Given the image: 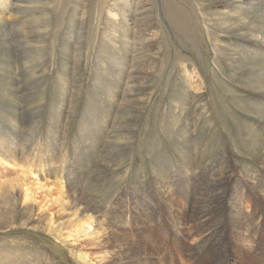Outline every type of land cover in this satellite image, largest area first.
I'll list each match as a JSON object with an SVG mask.
<instances>
[{
  "label": "rangeland",
  "instance_id": "1",
  "mask_svg": "<svg viewBox=\"0 0 264 264\" xmlns=\"http://www.w3.org/2000/svg\"><path fill=\"white\" fill-rule=\"evenodd\" d=\"M22 1L17 10L12 6L8 14L0 13V264H107L97 258L99 248L84 238L70 241L43 230L51 218L69 217L57 200V186L80 191L102 220L121 226L111 214L123 212L133 219L131 202L144 206L150 199L155 209L146 204L150 210H141L147 214L140 222L153 233L168 226L156 189L159 182L187 177V188H180L196 206L206 185L203 167L211 161L229 155L235 171L262 167L264 91L235 84L264 71L245 67L238 53L242 44H264V10L259 11L258 1L243 0L250 10L238 22L237 0H229L234 1L232 13L221 0ZM227 15L234 19L228 25L233 31L219 23ZM256 33L260 41L253 37ZM247 93L260 108L243 106ZM258 95L263 97L255 100ZM13 178L20 184L31 182L28 202L23 187L11 188ZM11 193L17 196L13 207ZM129 200L130 208H123ZM153 212L159 216L149 214ZM35 230L43 235H28Z\"/></svg>",
  "mask_w": 264,
  "mask_h": 264
},
{
  "label": "bare ground",
  "instance_id": "2",
  "mask_svg": "<svg viewBox=\"0 0 264 264\" xmlns=\"http://www.w3.org/2000/svg\"><path fill=\"white\" fill-rule=\"evenodd\" d=\"M21 1L22 0H0V13L4 14V15L6 13L8 14V12H9V10H10V8L12 6H15V8L17 10V5L16 4L21 2ZM256 1H258V3L260 4V10L259 11L264 10V0H256ZM31 2H32V0H31ZM126 2H127V0H126ZM233 2L230 3L229 0H221V4L226 5V7H223V9L226 10V8H230L229 12H231L232 11L231 10V8H232L231 6H232ZM237 2L240 5H238V7H237L235 5L236 4V1H235L234 6H236L235 7L236 9H234L235 10L234 11V14H235L234 15L235 16L234 19L236 20L237 17H239L238 20L241 19V21H243L242 16L244 15V12H246V9L250 10V8H246L245 9V7L242 6L243 3H245V1H243V0L242 1L237 0ZM261 2H263V3L261 4ZM203 5H204V3H203ZM23 7H24V5H23ZM21 8L22 7H20V9ZM43 8H44V6H43ZM67 10H66V12H67ZM12 13H13V11H12ZM10 17H13V16H10ZM0 18H2V17H0ZM234 19L232 18V16L230 17V16L227 15V17L225 16L222 19L220 18L221 21L219 23H220V25L222 26L223 29H225L224 27H227L226 30L228 32V31L232 30L230 28H233V27H229L228 25L233 26L232 22L234 21ZM0 21H2V20L0 19ZM9 21H7V23ZM245 21H244V23H245ZM16 22H18V21H16ZM236 22H238V21L236 20ZM10 23H12V22H10ZM98 23H99V21H98ZM238 25H240V24H238ZM236 26H237V24H236ZM5 27H6V25H5ZM35 31L37 32V30H35ZM236 32H237V30H236ZM3 33H5V31ZM243 33H245V32H243ZM255 35H256V39L261 36L260 34L256 33V34H254L253 37H255ZM214 38L216 39V37H214ZM3 39H4V36H3ZM258 40L260 41V38H258ZM80 41L81 40H79V42ZM117 41H119V40H117ZM261 41H263V40H261ZM79 42L77 41V43H79ZM111 44H112V42H111ZM216 44H220V46L223 48V50L225 52L229 51L228 48H226L225 46L221 45V42H219L218 39H216ZM213 46H215V45H213ZM220 46H218V49H217L218 52H220L222 50ZM242 47H243V50L238 51V53L242 57V60H243L242 62L245 63L244 66L245 67H251L252 69L253 68H256V69L257 68H261L262 70H264V44H260L259 42H256L255 44L245 43V44H242ZM77 51H78V49H77ZM12 53H13V51H12ZM226 55H228V53ZM248 56L249 57L251 56V58H249ZM233 58H234V56H233ZM15 60L17 62L18 59H15ZM68 63H69V61H68ZM75 65H77V64H75ZM14 66L16 67V65H14ZM237 66H239V65H237ZM244 66H242V68ZM245 67H244V69H245ZM77 68H79V67H77ZM236 71H239V70H236ZM75 72H73V74H75ZM261 72L262 73L260 74V76H258L256 78H248L247 80H244V81L243 80L242 81L235 80V84H237V86H240L242 89L247 90V91H249V90H254L255 92H256V90H263L264 91V71H261ZM0 73H2V72L0 71ZM187 75H188V73H187ZM11 76H12V74H11ZM128 77H130V76H128ZM187 78L189 79V76H187ZM72 79L74 80V78H72ZM78 80H80V79H78ZM131 87H133V86H131ZM155 87H157V86H155ZM245 97H248V98H246V100H244V103H245V104H243L244 107L246 105H250V107L248 109H251V110H253L255 108H260L259 105L257 106L255 104V102L253 100V96H250L248 94ZM262 97H260V95H258V98H256L255 100H260ZM110 108H112V107H110ZM62 111L63 110L61 108L58 111V113H60ZM71 112H73V111H71ZM204 113H206V109H205ZM106 115H108V114L106 113ZM70 116H72V115H70ZM105 118H106V116H105ZM209 118H211V117H209ZM59 119H60V117H59ZM208 122H209V120H208ZM107 123H105V124H107ZM65 126H67V125H65ZM52 127H53V125H52ZM63 129H65V128H63ZM3 131H5V130H3ZM103 131H104V129H103ZM57 132H59V131H57ZM261 133H262V137H264V129H263V131ZM118 135H119V133H118ZM55 136L57 137V135H55ZM188 136H190V135H188ZM58 137L61 138L60 136H58ZM58 137H57V139H58ZM184 138L185 137H183V139ZM187 138L188 137L186 136V139ZM33 139H34V137H33ZM256 144H258V143H256ZM188 145H190V144H188ZM192 145H191V147H192ZM3 147H1V148L4 149ZM17 148H18V146H17ZM42 148H44V147H42ZM19 149H22V148H19ZM58 149H60V148H58ZM22 151L23 150H21V152ZM7 152H9V151L7 150ZM67 152L68 151H66V153ZM16 153H17V151H16ZM60 154H61V152H60ZM15 155H17V154H15ZM25 155L27 156V154H25ZM67 155H66V157H67ZM21 156H24V154L21 155ZM63 156H61L62 158H60V159L63 160L64 159ZM29 158H28V160H29ZM10 159H12L11 156H10ZM20 159L17 160V161H20ZM33 160H34V158H33ZM232 160H233V158L231 156L225 155V156H222L220 159L211 161L210 163L206 164L205 167H203L204 168L203 169L204 175H202V176H203V179L206 180V185L201 190V193H200V196H199V199H198V202H197L198 206L197 205L194 206L191 201L190 202L187 201V195L185 194L186 192L184 193L182 188H180V187H186L187 186L185 184L186 178H187L186 176H185L186 177L185 181L177 179V181L159 182L156 185V187H157L156 189H157V191L159 193V199L161 201V205L163 206L162 209H163V211L166 210V212H167L166 213L164 211V213H166V215H167L168 226L166 228H164V227L161 228V226H160L159 230H156L155 232H153V230H151L153 233H150V232L144 230L143 227H145V226L142 225V223L140 222V219L143 218V217H146L145 214H147V213H145V211L141 212V210H143V209L150 210L148 208V206H146V204H150L151 203L150 199L146 200L144 202V206L141 203H138V202L137 203H135V202L133 203V201H132L131 202L132 205L130 204L131 205L130 207L133 206L134 208H130L129 207L130 200L127 202V204H128V205L126 204L127 206L123 205V208H125V209L126 208H130L128 213H130L131 215L134 216L133 219L131 217H128L126 214H123V212H121L120 214H118V213L111 214L112 217L120 220L119 223L123 224V226H121V225H118V224L115 225L112 222L104 221L106 218L104 220H102L103 217L100 218L101 217L100 213H99L100 211L95 208V206L93 205L92 202L87 200V197L84 194H82L80 191H77V190H76L77 192H73L74 190L72 192H70V190L69 189L66 190L63 185L57 186V187H59V189H58V196L57 195L56 196H57V200H58L59 204L63 207L62 209H64L67 212L69 211L68 212L69 217H66V218L59 217V219L57 221H54V219L51 218L47 224L45 223L46 226H44L43 230L55 235L56 237H64V236H66V239H69L70 241H72V240H80V239L84 238L83 241L87 240L91 245H94L97 248H99V250H98L99 254L97 255V258L101 259V261H103L104 259H107V264H264V158H263V161L261 162V166H262L261 168H255L253 170H246L245 168H241L240 171L239 170L235 171V169L233 168V161ZM64 161H67V159H65ZM30 162H32V161H30ZM22 163H24V161ZM24 164H26V163H24ZM7 165H9V163ZM49 166H53V165H49ZM42 167L43 166H41V168ZM45 167H47V166H45ZM153 168H155V167H153ZM21 169L23 170V168H21ZM16 170H17V168H16ZM68 170H69V168H68ZM23 172H25V169L23 170ZM70 172H67V173H70ZM190 172H191L190 174L193 176V179L195 181V178H194L195 173L193 175L194 171L191 170ZM179 173H180V171H179ZM234 174H236L238 176V179H236V182L233 179ZM68 176L71 177L70 175H68ZM60 178L62 179V176H60ZM13 179L14 180L10 179L12 181V182H10L11 183V188L14 187V189H16V186H18V188L19 187H23L24 188L23 190L25 191V193H24L25 194V202H28L31 199V187H29L31 182H26V181L23 180L24 182L23 183L21 182V184H20L17 179H15V178H13ZM56 182H57L56 184L59 183L58 180ZM204 184H205V181L203 182V185ZM37 186L39 188H45L44 184H37ZM72 186H76L75 183H73ZM66 187H67V185H66ZM47 190L49 191V194L51 195L52 189L50 188V189H47ZM48 191L46 193H48ZM83 191H84V189H83ZM193 193L197 197V193H199L197 186H195V188L193 189ZM11 194H12L11 195V201L13 203L12 204V207H13L14 203H16L17 196L15 195V193H11ZM177 198H178V201H175V199H177ZM66 201H70V207H69L70 210L67 207L69 205V203H67ZM146 202H149V203H146ZM16 206L17 205H15V207ZM151 206L153 207L152 211H154L155 207L153 205H151ZM15 207L13 209L14 211H15ZM66 214H64V215H66ZM149 214L154 215V214H158V213L153 212V213H149ZM151 215H150V217H148L149 220L150 219L151 220L154 219L153 216H151ZM24 216H26V215L24 214ZM158 216H159V214H158ZM29 217L33 218V216H29ZM29 217L26 218V220L27 219H31ZM136 218L139 221V225H136ZM45 220H44V222H45ZM33 221H35V220H33ZM114 221H115V219H114ZM40 224H41V222H40ZM94 226H95L96 229L94 228ZM17 227H16V229H17ZM42 227H43V225L41 227H39V228H41V230H42ZM26 229H28V228L26 227ZM95 230H96V232H95ZM31 234L33 235V237H36V236L38 237L39 235H43V233H41V231H37L36 232V230L28 233V235H31ZM100 237L103 238L102 241H101L102 242L101 244H100V242H98V239ZM65 241H67V240H65ZM37 242H39V241H37ZM84 260L87 262L89 259H88V257L85 256Z\"/></svg>",
  "mask_w": 264,
  "mask_h": 264
}]
</instances>
